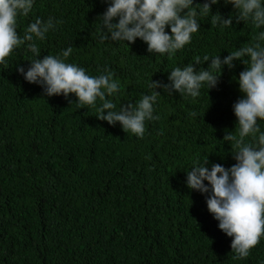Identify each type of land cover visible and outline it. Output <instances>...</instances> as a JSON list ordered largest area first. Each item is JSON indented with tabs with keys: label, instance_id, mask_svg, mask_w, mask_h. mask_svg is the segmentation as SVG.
<instances>
[{
	"label": "trees",
	"instance_id": "1",
	"mask_svg": "<svg viewBox=\"0 0 264 264\" xmlns=\"http://www.w3.org/2000/svg\"><path fill=\"white\" fill-rule=\"evenodd\" d=\"M205 2L193 0V6ZM108 6L106 0H34L30 13L18 17L17 34L36 19L62 20L36 40L37 59L72 47L66 63L90 76L107 67L120 83L108 97L116 111L151 94V80L170 84L174 67L204 55L223 60L264 31L237 22L234 6L219 0L208 17H197L200 30L189 44L171 56L154 54L139 38L99 42L98 18ZM217 13L231 16V27H212ZM165 30L171 35L170 26ZM34 58L22 45L0 63V264H264V236L248 257L233 259V238L207 209L210 193L187 187L196 162L208 160L209 170L237 163L224 136L238 138L233 105L244 98L242 60L232 69L223 66L217 86L202 87L197 98L155 89L159 119L145 121L137 137L119 122L96 118L99 98L95 106H81L75 94L47 96L27 82L17 69L26 73ZM209 64L193 66L199 71ZM258 123L264 131V121Z\"/></svg>",
	"mask_w": 264,
	"mask_h": 264
},
{
	"label": "clouds",
	"instance_id": "2",
	"mask_svg": "<svg viewBox=\"0 0 264 264\" xmlns=\"http://www.w3.org/2000/svg\"><path fill=\"white\" fill-rule=\"evenodd\" d=\"M109 6L98 21L101 24L99 42L127 41L135 43L139 38L148 45V52L171 54L191 42L192 34L200 30L198 16L208 17L211 5L219 0H210L202 5L193 6V0H106ZM237 10V22H250L256 29H264V3L262 0H225ZM34 0H0V63L14 49L24 45L34 54L30 67L25 73L23 67L17 70L31 84H39L47 96L66 98L75 94L78 105L95 106L97 98L101 101L97 109V119L107 121L109 125L117 122L124 132L143 137L145 121L159 119L154 116L153 105L160 94L155 91L163 87L165 92L172 91L181 95L197 98L202 87L215 88L222 75V67H235L234 61L242 60L246 69L239 74V90L244 98L234 105V114L238 120V138L234 133L224 136L225 142H232L237 161L226 169L213 164L211 170L196 162L187 171V187L201 194H208L207 209L219 222V229L232 237L233 259L249 256L264 236V131L259 121H264V31L253 36L254 43H245L229 53L223 60L219 55L197 57L194 63L174 67L168 77L170 84L151 82L148 87L151 94L141 95L140 99L127 107L116 111V104L108 97L117 93L120 83L107 68L98 69V76H90L85 69L65 60L73 52L72 47L62 50L60 55H47L42 60L36 40H44L49 30L55 31L56 25L63 21L49 17L46 22L36 19L20 36L17 34L19 16H27L32 10ZM118 18V23H113ZM232 17L224 19L219 13L211 15V25L231 27ZM166 26H170L171 35ZM106 29V31H105ZM35 38V39H34ZM247 57L248 59H244ZM205 70L197 71L195 65L209 62ZM106 113V114H105ZM192 112L191 116H196ZM258 134V136H257ZM208 182L210 188L205 185Z\"/></svg>",
	"mask_w": 264,
	"mask_h": 264
}]
</instances>
